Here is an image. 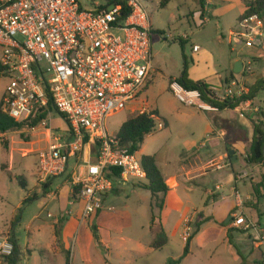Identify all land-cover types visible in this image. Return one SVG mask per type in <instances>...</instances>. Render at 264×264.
Listing matches in <instances>:
<instances>
[{
  "label": "built area",
  "instance_id": "built-area-1",
  "mask_svg": "<svg viewBox=\"0 0 264 264\" xmlns=\"http://www.w3.org/2000/svg\"><path fill=\"white\" fill-rule=\"evenodd\" d=\"M129 6L133 12L124 19L120 6L100 11L84 8L80 0H0V79L9 80L3 110L19 122L43 116L36 126L28 127L49 134V146L38 154L40 183L66 174L71 158L92 145L95 159L72 176L84 221L103 209L106 195L114 188L107 172L118 170L125 181L147 179L138 153L124 148L106 124L108 118L140 100L153 70L151 23L137 0H130ZM230 35L247 46L264 49V18L244 17ZM180 37L189 39L188 34ZM250 64L245 63L244 72L251 70ZM238 87L232 81L216 98L228 99ZM170 89L184 106L219 112L198 90H188L176 80ZM241 91L246 89L241 87ZM51 104L66 123L63 133L52 124ZM165 127L162 122L158 125L160 130ZM231 221L233 228L256 234V249L264 250L259 221L244 211L235 212ZM189 225L185 241L192 230ZM14 252L11 240L0 237L1 264H10Z\"/></svg>",
  "mask_w": 264,
  "mask_h": 264
},
{
  "label": "crops",
  "instance_id": "crops-1",
  "mask_svg": "<svg viewBox=\"0 0 264 264\" xmlns=\"http://www.w3.org/2000/svg\"><path fill=\"white\" fill-rule=\"evenodd\" d=\"M203 1L204 8L200 12L205 21L207 6H215L213 5L215 0ZM242 1L246 10L245 0ZM228 8L219 10V12H228ZM206 22L209 23V20H206ZM184 41L187 44L190 38ZM230 41L232 40L230 39ZM201 51L200 49L198 52H193L192 65L188 66L189 79L206 82L216 89L217 94L224 92L230 86V82L235 81V76L229 69L231 60L227 61L225 68H219L212 54L204 52L202 55ZM233 52L234 49H231V53ZM239 62L243 64V70L241 71L243 74L246 62L243 60ZM221 68L222 70L219 71L218 69ZM177 78L179 77L174 79ZM132 105L131 111L134 113L138 111L143 113L158 112L159 117L161 113L165 114V116L167 114L166 118L168 120L164 119V122L166 127L169 128V132H167L168 138H180L183 143L189 146L187 151L183 150L178 155V158H174L172 150H166L165 156L161 158L160 155L165 146L148 155L155 156L157 166L170 189L164 196V208L160 211L155 206L156 203L151 192L142 187L145 180L137 181L130 179L125 181L119 176L112 179L114 188L106 195L103 209L96 216L90 218L88 221H84L82 219V205L79 202L74 203L71 200L73 194L72 176L84 170L85 162L95 159L93 148L86 146L84 152L79 157L71 158L68 172L65 175L51 178L46 184L40 183L37 166V173L35 174L37 189L32 191L30 182L27 180L28 188L26 190H29L30 194L18 205L17 210L28 202H38L42 212L30 220V230L37 228L38 225H40L38 227H41L39 222H42L41 218L45 211L48 213L47 218H51V221L48 223L51 230V239L47 245H39L40 255L42 256L39 264H67V253L70 250V260H73L74 263L75 260L78 261L79 259L80 264H94L92 258L93 252L95 250L99 252L105 250V264H113L115 262L112 260L113 256L120 264H153L159 254L165 251L172 252V248H176L177 252L181 253L182 247L178 246L179 249L175 246L174 240L177 241V238L183 239L186 245L184 235L188 224H197L199 231L192 238L190 253L184 260L192 254V246L195 241L205 238L203 243L207 245V243L209 244L210 242L218 241L219 238L225 237L231 259L229 263L241 264L242 259L239 253L242 256H244V253L246 254L244 257H248L253 246L256 248L255 241L257 236L256 234L245 233L251 238V246H244V241L236 242L235 235L238 233L231 234V230L234 229L232 221L230 225H226L225 222L229 218L232 220L233 214L240 211H244L246 215H250L259 222L261 221L259 220V216L262 215L261 212H258L259 209L246 207L245 205L247 202L254 200L250 179L254 176L253 170L255 168L246 163V155L244 152L241 153L239 151V148L240 150L242 149V145L236 141L229 142L232 143V149L235 150L237 155V162L232 167L231 163L227 161L228 149L223 154L219 153V158L216 159L215 154L217 150L212 152L211 150L213 149L208 146L212 139L208 140L209 136H218L224 142H228L226 140V132L222 127L214 128L211 135L208 134L207 142L200 144L197 142V140H200L196 139L199 138L197 133L202 131V135L206 136L207 133L212 131L213 123L207 120L208 112H203L202 114L194 112V115L196 113L198 117L202 120L206 119L205 121L208 122H199V120L194 122L192 120L196 119L195 116H192L194 117L192 120L186 119L183 122H175L176 114L174 112L172 113V111L167 109L166 112L165 108H162L160 112L159 107L154 109V107H150L149 102L141 98L137 103ZM249 105L250 103L248 102L247 106ZM239 109L237 108L234 111H238ZM217 113L221 115L225 111L212 114L217 115ZM175 124L179 125L177 132H175ZM144 144L138 152L140 158L145 156L142 155L145 149ZM236 164L238 165L235 166ZM218 165H221L223 168L218 170ZM8 172L11 173L10 171ZM253 180L258 181L259 177ZM238 195L243 202V209L238 206ZM29 199L33 200L29 201ZM76 204L79 205L78 210L74 209ZM50 211L56 215H52ZM153 214L155 219L151 223ZM16 219L17 216L13 217L11 225L9 220L5 222L0 221V237L9 238L17 243L18 262L16 264H22L20 257L21 249L16 237V229L12 226V223ZM88 223H94L93 225L97 227L103 246L102 250L95 243ZM158 228L161 230L159 231ZM56 229L59 230L58 235L56 234ZM161 231H164L169 241L159 251L154 249L152 244L157 234ZM229 235L232 236V240L236 242V245L231 244ZM240 243L243 245H240ZM237 245L244 248L242 249L243 251ZM28 251L30 252V250ZM183 253L184 250L181 257ZM168 258V261L170 259L177 260L173 257Z\"/></svg>",
  "mask_w": 264,
  "mask_h": 264
},
{
  "label": "rangeland",
  "instance_id": "rangeland-1",
  "mask_svg": "<svg viewBox=\"0 0 264 264\" xmlns=\"http://www.w3.org/2000/svg\"><path fill=\"white\" fill-rule=\"evenodd\" d=\"M80 1L82 6L89 10L95 7L106 6L107 4L105 0ZM137 1L147 14L153 30L151 34L153 72L148 86L143 91L141 97V99L149 102L150 107H154V109L159 107L160 112L162 108H165L166 112L167 110L172 111V113L174 112L176 114L175 122H183L186 121V119L192 120V118H194L192 116L196 118L192 120L194 122L198 120L199 122H208L205 121L206 119L202 120L196 113L194 115V112L202 114V111L181 104L170 89L171 81L176 80L174 78L180 77L182 74L185 64L184 55L188 65H192L195 48L201 49L202 55L204 52L212 54L219 68H225L227 66V61L231 60L229 69L235 76L234 80L239 87L235 89L233 96L228 98L230 100H236L246 96L257 81L264 80V57L261 58L264 49L247 46L235 38H232L230 35L231 31L237 28L238 19L244 13L245 7L242 0H215V2H213L215 6L208 5L205 19L209 20V23H207L204 28H202V24L205 23L206 20L204 21L202 18L203 15L200 12L202 9L201 0ZM226 7H229L228 12H219V10H223ZM183 34H188L190 38V41L187 42L185 46L184 54L179 44L180 39L183 40L180 37ZM230 39L232 41H230ZM231 49H234L233 53H231ZM241 60L244 62L250 61L251 70L243 74L242 72L237 74L235 73V67ZM245 67L247 66L245 65ZM218 70L221 71L222 68ZM8 84L9 80L7 78L0 79V104L3 101ZM241 87H244L246 91L242 92ZM248 102L250 103L249 106H247ZM248 102L242 103L238 111L226 110L225 113L221 115L218 113L217 115L212 113L207 114V120L213 123L212 131L207 133L206 136H203L202 131H200L197 133L199 138L196 139H200L197 140L199 144L207 142L208 134L211 135L214 128L222 127L226 132V140L228 142H224L218 136H209L208 139L210 140V138H212L208 145L209 148L213 149L211 151L215 152L217 150L215 154L216 159L219 158V153H225L229 145L232 147V143L229 142L234 141L242 145V149L240 150L239 148V151L241 153L244 152L246 155L254 133L253 124L257 123L264 127V92L259 91L256 94V98ZM132 106L107 119V129L112 137L118 135L122 125L128 119L143 114L141 111L132 112ZM166 117L167 114L165 116V114L161 113L160 117L155 118L157 131L152 134V136L146 138L144 144L145 149L142 155H151V153L165 146L160 155L161 158L165 156L166 150H172L174 158H178V155L183 150L187 151V148H189L180 138H168L167 132H169V128L165 127L163 130L158 129L160 122L165 124L164 119H167ZM52 124L56 128L61 127L60 133H63V129L66 128L65 121L56 113L52 118ZM178 126V124H175V132L178 131ZM48 138L49 134L46 130L39 129L34 132L28 128L10 131L0 136V221L5 222L9 220L11 225L13 217L17 216L18 223L15 224L14 227L21 249L20 257L22 264H39L40 260H42L39 245H47L51 239V230L48 224L51 218H47L48 213L46 211L41 218L42 222H39L41 227H38L40 226L38 225L37 228H32V230L29 229L30 220L42 212L38 202H28L17 210L18 205L25 200L30 194V191L22 189L16 180L18 177H25L30 182L32 191L37 189L35 174L37 173L39 160L38 154L49 146ZM91 146L92 145H89L88 148H91ZM227 161L231 163L229 158H227ZM237 165L238 164L235 166ZM3 167L8 169L3 170ZM254 168V176L251 178L255 179L260 176L257 182H263L264 166ZM8 171L11 173L9 174ZM245 205L246 207L259 209V212L262 214L259 216V220H261L259 222L260 229L264 230V199H261L259 203L254 199L252 202H247ZM74 209L78 210L79 205L76 204ZM50 213L56 215L51 211ZM247 216L250 215L247 214ZM93 224L94 223H88L90 229ZM189 227H191L192 230L189 231L187 241H191L198 230L197 224H190ZM158 230L160 231L161 229L158 228ZM235 232L238 233L235 235L236 242L244 241V246H251V238L249 235L235 228L231 230V233ZM185 236L186 235H184V238ZM177 239V241L174 240V245L182 247L181 253L179 254L176 248H172V252L165 251L159 254L153 264H167L168 257H173L177 260L181 258L186 245L183 239ZM204 240L205 238H201V240L195 241L192 246V254L186 260H183L182 264H230L229 260L231 261V259L225 237L222 239L219 238L218 241L207 243V245L203 243ZM236 242L233 241V244L236 245ZM240 245L243 244L240 243ZM237 247L241 249V251L244 249L238 245ZM254 249H256L255 246H253L251 251L253 256L251 255L250 264H257L261 261L259 255L256 254L258 252L254 251ZM28 250H30V252ZM243 255L246 256L244 253ZM92 258L94 264H105V250H103V252L95 250ZM67 259V264H80L79 259L78 261L75 260V263L73 260H70L71 250L67 253ZM115 259L116 258L113 256L112 260L115 261L113 264H120ZM1 262L2 260L0 259V264Z\"/></svg>",
  "mask_w": 264,
  "mask_h": 264
},
{
  "label": "trees",
  "instance_id": "trees-1",
  "mask_svg": "<svg viewBox=\"0 0 264 264\" xmlns=\"http://www.w3.org/2000/svg\"><path fill=\"white\" fill-rule=\"evenodd\" d=\"M105 1L107 3L106 6L98 7L97 10L103 11V10H108V9L120 6L122 8V15L124 19L129 17L133 12V8L129 6L130 0H105ZM203 2L204 1L201 0L202 8H204ZM245 6H246V10L244 14L239 18L238 22L241 21L244 17L251 16L254 14H257L260 17L264 18L263 17L264 0H245ZM206 24L207 22L203 23L202 28H204ZM179 44L182 47V51L184 54L186 42L180 39ZM263 57H264V53L262 54L261 58ZM184 59H185L184 69L182 71L181 76L177 78L176 81H178L183 87H185L188 90L200 91L202 93L204 100L212 104L220 112H224L226 110L234 111L237 108H239L242 103L252 101L253 99H255L256 94L259 91L264 92V80H259L250 89L249 94H247L246 96L240 99H236V100L225 99L222 101L218 100L216 98V91H215L216 89H214L212 86H210L204 81H193L189 79V73H188L189 65H188L185 55H184ZM49 110L54 114L55 113L58 114L54 110L53 104L49 105ZM42 117L40 118L38 117L31 121H22V122L16 121L10 118L4 112L3 102H2L0 104V136L10 131L21 130V129L28 128V127L32 128L38 124V122L40 121V119H42ZM156 117H159L158 112L143 113L141 115L128 119L122 125L117 135L123 147L127 148L129 152L131 153H138L142 145L145 142V138L149 135L154 134L157 131L156 130L157 126L155 122ZM253 125H254L253 138L249 146V149L247 151L245 161L251 167H263L264 166V127L257 123H254ZM88 143L89 142L87 140L85 144H88ZM228 158L231 160L230 157ZM141 161H142V165L144 169L147 172V179L145 180V183H143L142 187L151 192L153 199L155 200V203H156L155 206L161 211L164 208V196L169 192L170 189L166 184L163 174L161 173L159 167L157 166L155 156H143L141 158ZM231 166L233 167V164H231ZM3 170H5V167H3ZM119 176H120V172L118 170L112 169L109 172H107V177L110 178L111 180L114 177H119ZM16 180L19 183V185L22 187V189L26 190L28 188V181L25 177H18ZM251 182H252V187H253V197L254 199H256L257 203H259L261 199H264V180L263 182L260 183V182H257L251 179ZM77 193H78V190L74 188L73 194L71 196V200L76 203H78L79 201L77 197L78 195ZM31 200L33 199H29V201ZM255 209L258 210V208H255ZM154 219H155V216L153 214L151 217V223L154 222ZM15 221L16 222L12 223V226L18 223V219ZM91 231H92L95 243L102 250L103 246L100 241V236H99L97 227L95 225H92ZM198 231L199 230H197L195 235L198 233ZM56 234L57 235L59 234L58 229H56ZM229 239H230L231 244H233L231 235H229ZM168 241L169 240H168L167 235L164 233V231H161L157 234L156 239L154 240L152 244V247L160 251L168 244ZM11 242L14 245L15 252H14V256L10 259V264H16L18 262V246L15 241L11 240ZM190 242L191 241L186 242L183 256L179 260L170 259L168 261V264H181L182 261L190 253ZM254 251L258 252L256 254L259 255V258L261 260L257 264H264V250L254 249ZM251 253L248 257H244L239 253L242 259L241 264H250L249 261H250L251 255L253 256V254Z\"/></svg>",
  "mask_w": 264,
  "mask_h": 264
},
{
  "label": "water",
  "instance_id": "water-1",
  "mask_svg": "<svg viewBox=\"0 0 264 264\" xmlns=\"http://www.w3.org/2000/svg\"><path fill=\"white\" fill-rule=\"evenodd\" d=\"M243 70V64L241 62H238L235 67V73L239 74ZM228 157L231 158V164H235L237 162V155L234 149L229 145L228 146ZM231 222V218H229L225 224L228 225Z\"/></svg>",
  "mask_w": 264,
  "mask_h": 264
}]
</instances>
